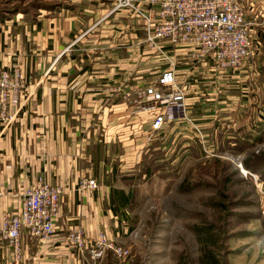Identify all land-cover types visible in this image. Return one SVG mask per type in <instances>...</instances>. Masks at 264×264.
Segmentation results:
<instances>
[{
    "label": "crops",
    "instance_id": "1",
    "mask_svg": "<svg viewBox=\"0 0 264 264\" xmlns=\"http://www.w3.org/2000/svg\"><path fill=\"white\" fill-rule=\"evenodd\" d=\"M46 1L47 6L31 11L0 12V66H17L30 90L16 119L8 126L0 123V217L18 210L24 189L39 175L63 191L52 236L41 242L22 229L18 258L0 239V264H94L87 252L67 243L65 232L81 227L90 240L104 230L127 246L122 241L133 233L126 211L133 179L144 177L153 161L170 160L177 149L169 143L176 137L169 130L177 127L174 120L151 135L148 125L157 110L136 111L145 102L146 88L157 87L169 64L142 49L140 22L124 11L105 15L113 0ZM240 1L255 41L243 65L223 75L218 88L208 60L195 66L183 49L175 67L186 86L188 114L197 121L222 119L225 130L217 143L227 142L231 149L238 139L239 148L229 152L242 154L243 168L264 187V160L252 167L244 164V151L253 140L249 133L263 137L255 143V153L264 150V114L250 117L245 102L264 93V0ZM216 131L209 133L212 142ZM81 177H96L97 187L79 188ZM263 214L262 208L255 235L246 228V241L239 247L250 250L248 255L254 250L257 264H264ZM249 237L255 238L254 248ZM129 263V257L120 260L112 252L99 262ZM253 263L246 259L240 264Z\"/></svg>",
    "mask_w": 264,
    "mask_h": 264
},
{
    "label": "rangeland",
    "instance_id": "2",
    "mask_svg": "<svg viewBox=\"0 0 264 264\" xmlns=\"http://www.w3.org/2000/svg\"><path fill=\"white\" fill-rule=\"evenodd\" d=\"M31 2L0 0V11L15 5L29 6ZM139 44L143 50L152 53L156 61L167 63L159 51L150 48L144 41ZM254 45L253 39L250 47L252 52ZM172 48L175 55L182 57L180 51L183 48ZM223 75L215 76L217 88ZM221 89L218 91L222 92ZM249 99L252 101H245L249 106L248 115L253 117L255 113L264 114V93L260 98ZM216 105L222 103L216 101ZM192 116L189 115L195 125L178 119L174 120L177 127H169L176 137H180L178 143L175 142L176 137L170 138V144H177V149L171 153L172 158L153 161L144 177L138 174L133 179L134 195L126 207L133 233L122 241L129 246V264H199V246L203 239H198L192 228L194 225L209 224H212V237L215 236L221 264H240L246 259L257 264L254 261V250L253 255H248L250 250L241 251L239 247L240 243L246 241V235H243L246 228H250L251 235H255V218L264 209V195L255 184L254 177L249 173L244 174L237 166L236 162L242 158V154L229 152L232 149L227 142L217 143L219 133L225 130L220 121L222 119L216 117L215 120L197 121ZM239 122L238 118L237 126ZM216 127L215 141L212 142L210 134ZM203 145L207 150L203 149ZM257 145H250L244 153L249 155ZM181 149L182 154L177 153ZM219 154H225L226 157L213 156ZM226 174L230 176L228 180L223 178ZM242 236L244 240H241ZM251 238L248 241H251L254 248L255 238ZM230 247L236 251H231Z\"/></svg>",
    "mask_w": 264,
    "mask_h": 264
},
{
    "label": "built area",
    "instance_id": "3",
    "mask_svg": "<svg viewBox=\"0 0 264 264\" xmlns=\"http://www.w3.org/2000/svg\"><path fill=\"white\" fill-rule=\"evenodd\" d=\"M119 11L142 24L143 41L159 51L169 64V69L160 74L157 87H147L145 102L140 101L136 108V111L157 110L148 125L151 135L173 120L182 119L195 125L187 112L186 86L177 78V55L172 52V47L187 51L195 66L208 60L216 75L233 73L252 53L250 22L240 0H113L105 15ZM29 95L21 70L17 66H0L2 126H8L16 119ZM203 149L207 150L204 145ZM213 156L226 157L225 154ZM236 164L244 174L249 173L256 180L254 173L243 168L240 159ZM97 185L96 177H81L78 181L79 188L94 189ZM258 187L264 195L263 187ZM62 191L60 185L39 175L35 184L24 189L18 210L1 215L0 239L11 247L14 258L19 257L22 229L41 242L52 236ZM64 239L87 252L94 264H99L109 251L120 260L130 256L129 248L104 230H100L94 239L87 240L81 227H70Z\"/></svg>",
    "mask_w": 264,
    "mask_h": 264
},
{
    "label": "trees",
    "instance_id": "4",
    "mask_svg": "<svg viewBox=\"0 0 264 264\" xmlns=\"http://www.w3.org/2000/svg\"><path fill=\"white\" fill-rule=\"evenodd\" d=\"M47 5H48V2L46 0H32L29 6L15 5L7 10L4 9V11H18V10L31 11L35 7L47 6ZM4 11L1 10L0 12H4ZM257 126L259 125H253V128ZM249 135L252 136V139H253L250 142V145L255 144L257 141H260L263 139V137L261 136L259 137L258 135H254L252 133H249ZM234 146L235 148L231 147L232 150H237L239 148L238 139H234ZM262 160H264V150L260 151L259 153L253 152L252 155L250 154L247 155V157L244 160V164L247 165L248 167H252L256 165L257 163L262 162ZM215 162L217 161L215 160ZM223 178L225 180H228L230 176L226 174L223 176ZM205 226L194 225V227L192 228L195 236H197L198 239H203L201 240V244L199 246V251H200V255L198 257L199 264H221L218 259L219 255L217 254L218 251L216 248L217 243L215 241V236L212 237L213 235L211 231L212 224L205 225ZM206 230H207V233H206ZM230 250L233 252L236 251V249H234L233 247H230Z\"/></svg>",
    "mask_w": 264,
    "mask_h": 264
}]
</instances>
